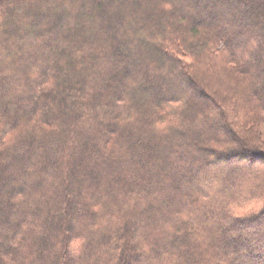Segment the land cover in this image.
Returning a JSON list of instances; mask_svg holds the SVG:
<instances>
[{
  "label": "trees",
  "instance_id": "obj_1",
  "mask_svg": "<svg viewBox=\"0 0 264 264\" xmlns=\"http://www.w3.org/2000/svg\"><path fill=\"white\" fill-rule=\"evenodd\" d=\"M263 119L264 0H0V264H264Z\"/></svg>",
  "mask_w": 264,
  "mask_h": 264
},
{
  "label": "rangeland",
  "instance_id": "obj_2",
  "mask_svg": "<svg viewBox=\"0 0 264 264\" xmlns=\"http://www.w3.org/2000/svg\"><path fill=\"white\" fill-rule=\"evenodd\" d=\"M202 115H204V114H202ZM255 128H256V137L259 140L258 142L261 143L264 147V119H263V121H260L259 123H257ZM250 165L247 167H250ZM241 180H243V179H240L239 182H241Z\"/></svg>",
  "mask_w": 264,
  "mask_h": 264
}]
</instances>
